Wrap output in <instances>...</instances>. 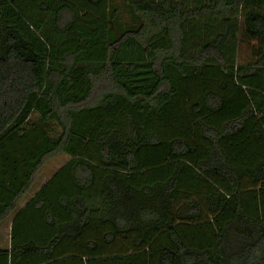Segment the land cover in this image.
Wrapping results in <instances>:
<instances>
[{
	"label": "trees",
	"instance_id": "trees-1",
	"mask_svg": "<svg viewBox=\"0 0 264 264\" xmlns=\"http://www.w3.org/2000/svg\"><path fill=\"white\" fill-rule=\"evenodd\" d=\"M125 4L0 0V264H264V0Z\"/></svg>",
	"mask_w": 264,
	"mask_h": 264
},
{
	"label": "rangeland",
	"instance_id": "rangeland-1",
	"mask_svg": "<svg viewBox=\"0 0 264 264\" xmlns=\"http://www.w3.org/2000/svg\"><path fill=\"white\" fill-rule=\"evenodd\" d=\"M110 6L116 9L119 13L117 24L113 27L116 37H120L124 31H130L136 29L139 26L140 22L128 9L125 4V0H110ZM69 160L70 158L68 156L60 155L59 157L48 161L37 176L30 194L33 193L39 186H41L45 180V177H47V174H50L53 172V170H56L55 168H60L65 161Z\"/></svg>",
	"mask_w": 264,
	"mask_h": 264
},
{
	"label": "crops",
	"instance_id": "crops-1",
	"mask_svg": "<svg viewBox=\"0 0 264 264\" xmlns=\"http://www.w3.org/2000/svg\"><path fill=\"white\" fill-rule=\"evenodd\" d=\"M66 156V155H65ZM55 159V158H54ZM52 160V159H51ZM67 160V158H66ZM50 161V160H49ZM68 161H65L60 168H55L56 170H53L50 174H47V177H45V180L39 186L33 193L29 194L24 197L18 204V211L22 210L26 204L34 197L36 193L39 192V190L67 163ZM46 164V163H45ZM45 166V165H44ZM43 166V167H44ZM43 169V168H42ZM41 169V170H42ZM40 173V172H39ZM39 175V174H38ZM37 175V176H38ZM37 178V177H36ZM34 186V185H33ZM33 188V187H32ZM30 195V196H29ZM16 216V213H14L10 218H8L6 221H4L0 225V250H10L11 248V230H12V224L13 220Z\"/></svg>",
	"mask_w": 264,
	"mask_h": 264
}]
</instances>
